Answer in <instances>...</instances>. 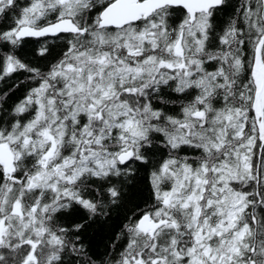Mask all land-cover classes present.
<instances>
[{"label": "snow or ice", "instance_id": "snow-or-ice-1", "mask_svg": "<svg viewBox=\"0 0 264 264\" xmlns=\"http://www.w3.org/2000/svg\"><path fill=\"white\" fill-rule=\"evenodd\" d=\"M228 3L0 0V79L36 81L0 119V264L79 255L59 214L105 215L96 185L117 204L157 148L153 204L108 264H264V0L217 25ZM32 37L66 39L46 73L16 53Z\"/></svg>", "mask_w": 264, "mask_h": 264}, {"label": "trees", "instance_id": "trees-1", "mask_svg": "<svg viewBox=\"0 0 264 264\" xmlns=\"http://www.w3.org/2000/svg\"><path fill=\"white\" fill-rule=\"evenodd\" d=\"M239 2L240 0H229L226 10L222 11L216 18L217 25L229 19ZM42 47L48 49L43 55L40 54ZM65 50V38L45 37L25 39L16 49V53L31 67L46 73ZM30 75L21 70L9 77L0 79V119L5 121L11 119L10 114L15 105L28 94L32 87L36 86V81L30 79ZM175 107L174 105L168 106L170 110ZM190 153L191 149H185L183 154ZM163 158V153L158 148L154 149L148 163L136 162L126 175L114 178L113 183L121 191V198L115 205L107 203V197L104 195L106 186L97 184L96 187L101 189L99 195L105 200V215L89 219L87 214L79 208L76 211L59 214L57 223L60 225H84L78 232L75 230L72 232L73 237H79L83 251L79 255L66 253L64 264H108L114 256L123 250L126 242L123 235L125 225L129 223L130 219L137 218L153 204L151 173ZM256 158L258 162L259 156Z\"/></svg>", "mask_w": 264, "mask_h": 264}, {"label": "water", "instance_id": "water-1", "mask_svg": "<svg viewBox=\"0 0 264 264\" xmlns=\"http://www.w3.org/2000/svg\"><path fill=\"white\" fill-rule=\"evenodd\" d=\"M33 39H39V38H45V37H39V38H35V37H32ZM51 38V37H50ZM26 39H29V38H26Z\"/></svg>", "mask_w": 264, "mask_h": 264}, {"label": "bare ground", "instance_id": "bare-ground-1", "mask_svg": "<svg viewBox=\"0 0 264 264\" xmlns=\"http://www.w3.org/2000/svg\"><path fill=\"white\" fill-rule=\"evenodd\" d=\"M26 2V1H25ZM257 159V158H256Z\"/></svg>", "mask_w": 264, "mask_h": 264}]
</instances>
